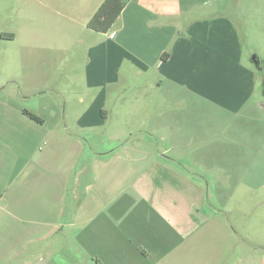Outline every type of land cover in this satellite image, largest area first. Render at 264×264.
Segmentation results:
<instances>
[{"label": "crops", "instance_id": "0c3cea01", "mask_svg": "<svg viewBox=\"0 0 264 264\" xmlns=\"http://www.w3.org/2000/svg\"><path fill=\"white\" fill-rule=\"evenodd\" d=\"M103 1L78 6L90 19ZM206 3L124 0L87 46L81 74L78 59L57 75L55 59L37 72L30 56L19 86L0 88V264H198L208 255L199 239L209 219L198 209L212 171L229 175L231 132L264 110V91L242 64L235 27ZM59 80L76 105L48 102L67 93ZM28 98L39 108L23 109ZM137 111L145 117L133 123ZM215 114L221 137L200 136Z\"/></svg>", "mask_w": 264, "mask_h": 264}, {"label": "rangeland", "instance_id": "374dc122", "mask_svg": "<svg viewBox=\"0 0 264 264\" xmlns=\"http://www.w3.org/2000/svg\"><path fill=\"white\" fill-rule=\"evenodd\" d=\"M206 2L208 11L214 15L221 13L235 27L244 50L242 64L251 68L257 76L259 90L264 91V0ZM78 4L81 0H0V88L19 86L21 73L30 72V65L23 64L30 56L37 59V72L42 70L41 59H55L57 75L66 71V60L78 59L76 68L82 73L85 50L99 34L87 28L91 9ZM35 43L54 49L37 48ZM252 57L256 58L257 65L252 62ZM67 84L59 80L57 85L67 93L64 96L49 94L48 102L52 100L60 107L76 105L80 97L69 91ZM81 98L87 102L86 97ZM126 98L136 102L139 97ZM28 99H22L23 109L39 108V101ZM144 117L142 111L134 112L133 123L141 122ZM204 120L208 125L199 129L202 131L199 135L221 137L223 120L216 114L211 120L209 115ZM198 121L202 123L201 117ZM7 126L3 130L6 133ZM231 134L238 138V145L231 144L228 149L229 175L222 176L217 168L212 171V179L204 194L206 207L198 209L199 217L205 214L209 219L208 227L203 230L208 233L207 239H199V243L207 242L208 255L203 259L199 257L198 264H264V149L259 152L264 147V140L257 139H264V110H257L255 117L245 120L243 126ZM199 146L204 149L206 144ZM213 147V151L220 152V141H216ZM237 149H243L246 160H239L242 157L236 156ZM28 224H22V229L29 228L31 225Z\"/></svg>", "mask_w": 264, "mask_h": 264}, {"label": "trees", "instance_id": "16d2710c", "mask_svg": "<svg viewBox=\"0 0 264 264\" xmlns=\"http://www.w3.org/2000/svg\"><path fill=\"white\" fill-rule=\"evenodd\" d=\"M123 7L124 0H104L87 22V28L98 33H106L119 16ZM25 114L32 120L40 122V119L34 114L27 111H25Z\"/></svg>", "mask_w": 264, "mask_h": 264}, {"label": "water", "instance_id": "95a60500", "mask_svg": "<svg viewBox=\"0 0 264 264\" xmlns=\"http://www.w3.org/2000/svg\"><path fill=\"white\" fill-rule=\"evenodd\" d=\"M253 63H255L256 65L258 64L257 60L255 59V57H253Z\"/></svg>", "mask_w": 264, "mask_h": 264}, {"label": "built area", "instance_id": "2783aa9c", "mask_svg": "<svg viewBox=\"0 0 264 264\" xmlns=\"http://www.w3.org/2000/svg\"><path fill=\"white\" fill-rule=\"evenodd\" d=\"M113 37V35H111V38Z\"/></svg>", "mask_w": 264, "mask_h": 264}]
</instances>
